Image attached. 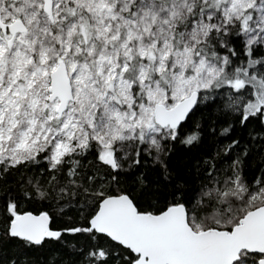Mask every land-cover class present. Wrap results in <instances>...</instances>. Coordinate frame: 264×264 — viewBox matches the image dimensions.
Segmentation results:
<instances>
[{
  "label": "snow or ice",
  "instance_id": "snow-or-ice-1",
  "mask_svg": "<svg viewBox=\"0 0 264 264\" xmlns=\"http://www.w3.org/2000/svg\"><path fill=\"white\" fill-rule=\"evenodd\" d=\"M0 264H264V0H0Z\"/></svg>",
  "mask_w": 264,
  "mask_h": 264
}]
</instances>
